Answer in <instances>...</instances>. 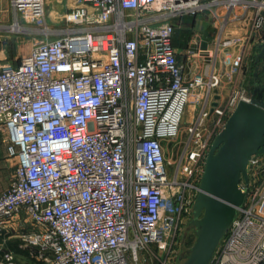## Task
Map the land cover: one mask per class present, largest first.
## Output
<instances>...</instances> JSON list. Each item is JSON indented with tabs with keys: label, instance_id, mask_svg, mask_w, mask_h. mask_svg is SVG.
<instances>
[{
	"label": "built area",
	"instance_id": "1",
	"mask_svg": "<svg viewBox=\"0 0 264 264\" xmlns=\"http://www.w3.org/2000/svg\"><path fill=\"white\" fill-rule=\"evenodd\" d=\"M12 3L47 39L18 66H0V129L15 167L0 192V235L25 213L37 229L18 236L33 264H139L144 251L167 264L215 137L253 97L234 82L208 107L222 83L218 60L233 75L251 40H264V0H77L57 27L47 23L46 0ZM218 4L230 11L218 15L216 50L199 51L204 69L190 75L173 45L174 19ZM239 5L255 15L227 50ZM192 101L200 114L182 127ZM166 141L183 143L173 170ZM244 186L246 201L210 264H264V153L251 159ZM0 264L21 263L2 247Z\"/></svg>",
	"mask_w": 264,
	"mask_h": 264
},
{
	"label": "crops",
	"instance_id": "2",
	"mask_svg": "<svg viewBox=\"0 0 264 264\" xmlns=\"http://www.w3.org/2000/svg\"><path fill=\"white\" fill-rule=\"evenodd\" d=\"M76 5L77 0H46L47 22L53 25L63 26L64 15ZM229 11L230 6L228 4H218L213 6L212 9L205 10L198 14H186L174 19L173 45L178 51V60L185 64V70L188 74L194 75L196 72L204 69L203 65L205 59L199 51L208 49L214 52L216 50L215 39L217 37L218 15H224ZM254 15L255 10L251 6H237L232 11L231 20L227 26L222 47L227 50L235 49L236 45H234L233 38H242L244 35L248 34L251 29ZM15 26L18 27L16 28ZM32 31V24L28 23L19 15L13 6L12 0H0V66H18L21 63L22 57L29 54L32 48L27 53L21 52L22 44H20V39L23 34H30ZM251 41L252 43L248 47V53L244 55L241 64L232 76L226 75L227 71L229 72L232 70L230 65L226 67L227 64L224 61L218 60L219 72L222 75V83L211 90L208 104L209 109H212L214 105L222 104L227 99L230 93L229 85L234 82L237 83V86L244 85L248 87L254 95V84H252V86L249 85L251 79L254 80V77L251 76V69L254 66L255 60L253 55L251 56V50H255L256 53V46L262 41H258L256 38ZM204 43H206V47H204ZM190 50H192V52H189ZM224 77L230 78L224 79ZM201 108V105L195 104L193 101L188 103L183 116L186 123L194 120L200 114ZM214 117L215 114L212 113L210 117L207 118V121L210 123L213 121ZM1 138L0 129V172L2 168L5 169L7 166L13 167V163L8 157L7 143L4 142V149L2 147ZM4 152L7 156L5 159L3 158ZM259 182L253 183V185L259 184ZM36 229L37 228L29 222L25 213L16 215L11 223L10 230L0 235V249L2 247L9 248V250L14 252L16 259L21 264H33L35 259L31 249L21 246V239L18 235L21 231H33ZM13 242L18 243L20 249L14 248L12 246V244H14Z\"/></svg>",
	"mask_w": 264,
	"mask_h": 264
},
{
	"label": "water",
	"instance_id": "3",
	"mask_svg": "<svg viewBox=\"0 0 264 264\" xmlns=\"http://www.w3.org/2000/svg\"><path fill=\"white\" fill-rule=\"evenodd\" d=\"M206 47V43H204ZM255 56L264 59V40ZM264 153V87L255 69L254 95L241 99L207 154L190 224L196 238L182 264H210L247 197L250 161Z\"/></svg>",
	"mask_w": 264,
	"mask_h": 264
},
{
	"label": "rangeland",
	"instance_id": "4",
	"mask_svg": "<svg viewBox=\"0 0 264 264\" xmlns=\"http://www.w3.org/2000/svg\"><path fill=\"white\" fill-rule=\"evenodd\" d=\"M48 25H50V27H57V25H55V24L53 25L51 23H48ZM32 28H33V31L30 34H23L22 38L20 39V44H22L21 52H23V53L29 52V50H31V48L33 47V45L35 43H38L40 41H45L47 39L46 35L44 33H42L41 27H38V25L36 26V25L32 24ZM252 48H254V47H252ZM251 53H252L251 56L253 55V58H256L254 56L255 50L252 49ZM226 67H228V65H226ZM229 73H230V71L229 72L227 71L226 75L232 76ZM229 78L230 77H224V79H229ZM186 124L187 123H186L185 119L182 118L181 126L185 127ZM6 136H7V132L5 130H1V137H2L1 143H2V147L4 149H5V146H4L5 140L4 139L6 138ZM187 137H188V134L184 133V135L182 136V140L187 139ZM181 142H183V141H181ZM164 144H165V149H166V153L168 155V158L174 163L173 167H172V170H173L174 166L176 165L175 162L177 163V160L179 159V157L182 156L183 143L180 144V146H179V145H174L171 142L166 141ZM194 148L198 149L199 147H194ZM5 157H7V156L5 155V152H4L3 158L5 159ZM13 167L7 166L5 169H3V168L1 169V172H0V191L4 190L5 188H7L9 186L10 179H11V177L13 175V171H14ZM186 176H187L186 173L182 172L180 174V178H183ZM192 193L194 194L193 198H196L195 195L197 194V190H193ZM192 218H193V211L191 213L187 214L183 218V220L180 224V228H179V231L177 233L175 243H174L173 248L171 250L170 258H169L167 264H182L183 261L185 260L186 251L194 243L195 238H196L195 228L190 224ZM143 253L141 255V259L139 261V264H162L160 261L150 258L149 254L147 252L144 251ZM162 255H163V259H164V257L166 258L165 253ZM136 264H138V263H136Z\"/></svg>",
	"mask_w": 264,
	"mask_h": 264
},
{
	"label": "trees",
	"instance_id": "5",
	"mask_svg": "<svg viewBox=\"0 0 264 264\" xmlns=\"http://www.w3.org/2000/svg\"><path fill=\"white\" fill-rule=\"evenodd\" d=\"M254 60H255L254 66L251 69V76L254 77V80L251 79V81L249 82V85L252 86V84H254V81H255V69L258 67V78L260 79V81L262 83V86L264 87V59L254 58ZM12 246L14 248L20 249L18 247V243H14V244H12ZM5 249L9 250V248H5Z\"/></svg>",
	"mask_w": 264,
	"mask_h": 264
},
{
	"label": "bare ground",
	"instance_id": "6",
	"mask_svg": "<svg viewBox=\"0 0 264 264\" xmlns=\"http://www.w3.org/2000/svg\"><path fill=\"white\" fill-rule=\"evenodd\" d=\"M16 28L18 27V26H15Z\"/></svg>",
	"mask_w": 264,
	"mask_h": 264
}]
</instances>
